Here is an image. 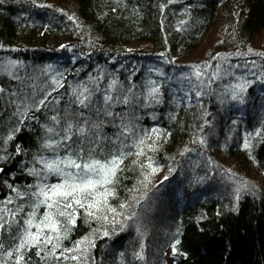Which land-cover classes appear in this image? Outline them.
Here are the masks:
<instances>
[{
	"label": "trees",
	"instance_id": "1",
	"mask_svg": "<svg viewBox=\"0 0 264 264\" xmlns=\"http://www.w3.org/2000/svg\"><path fill=\"white\" fill-rule=\"evenodd\" d=\"M210 30L209 48L194 57ZM263 33L264 0H0V63L16 66L10 74L0 64V264L18 255L21 264H163L160 253L148 254L159 224L173 264H264ZM132 43L146 47L130 50ZM212 145L224 146L216 153ZM203 151L211 162L225 156L255 171L258 190L208 196L214 175L193 160ZM66 156L119 159L111 182L75 207L74 223L59 215L62 203L48 208L35 195L38 185L67 178L41 161ZM159 172L171 185L162 192L170 212L152 215L146 257H137L140 237L127 218L140 213L121 204L144 174ZM186 193L190 201L177 198ZM103 197L102 206L93 203ZM122 210L125 223L113 220ZM45 213L59 221L58 232L45 229L58 255L42 242L17 252L25 221L38 224ZM91 233L85 262L60 255Z\"/></svg>",
	"mask_w": 264,
	"mask_h": 264
},
{
	"label": "rangeland",
	"instance_id": "2",
	"mask_svg": "<svg viewBox=\"0 0 264 264\" xmlns=\"http://www.w3.org/2000/svg\"><path fill=\"white\" fill-rule=\"evenodd\" d=\"M215 35L213 30H210L208 32V35L206 36V40L203 43V45L201 46V50L197 51L194 55V57H201L203 54V51H205L208 47V41L212 39V37ZM262 41L264 42V33L262 34ZM129 49H136V50H142L145 49L146 44L145 43H132L129 46ZM215 53H213L214 55ZM259 54V53H258ZM258 58H252V60H245L244 63H246V61L248 63H253L252 61L257 60ZM6 63L2 64L5 65V69L6 71L10 72V74H12V72L14 71V69H16V66L13 62L11 61H5ZM212 134H209L207 136L212 137ZM222 143V142H221ZM192 145V144H191ZM188 146V148L191 147ZM221 146L224 145H212L214 152L216 153H220L221 150ZM205 148H202V150H204ZM201 157V158H200ZM75 159V158H74ZM221 159L223 160L222 162L219 161H213L211 162V157H209V155L203 151V155L202 156H197L195 154V157L193 155V160H198L201 164L204 162V167L207 168L208 174L209 175H214V177L210 178L209 180L206 181L207 185H210V183L215 179V181L213 182V185L217 188L220 187L223 184H228L229 186V190L232 194H234V199H236L239 195H242L243 193L246 192H256L258 189V182H260V177L259 175L255 172V171H250L251 169L247 170L246 169H241L242 167L240 165L235 164V161L230 160L228 158H225V156H221ZM78 160V159H77ZM166 174L164 172H159V173H150L149 175H143L139 180H142L143 182L139 181L136 184V188L134 190L133 196H130V202H126V203H122L121 206L130 209L131 207H134L136 204V209L138 211V213H140V215L138 214L137 217L134 216H130L128 214V212H125V210L122 211H117V212H111V214L113 215L112 219H121L123 220V222L125 223V219L127 218V221H132V224L134 225V229L133 233L136 236H139V241H140V245H139V249L138 251L135 253L137 257H142L145 258L146 255L143 253V250L146 251L145 248V244L144 242L148 240V238L150 237V230H152V215L157 214V213H163V214H167L168 212H170V207H169V199L168 198H164L162 196V192L164 191L165 187H168L169 185L166 182H162L166 177H164ZM43 187L41 185L37 186V190L39 191V189ZM171 187V185L169 186ZM140 189V190H138ZM145 189V190H144ZM141 191V194H136V191ZM154 191L152 194L155 195L152 199L149 198L150 201H148L146 199V202L142 201L140 202L139 199L141 197H143V195H146L147 193H150L151 191ZM218 195L217 192H213L211 191L210 195L211 197H215L216 195ZM207 195L209 196V194L207 193ZM180 197L184 198L187 201H190V199H192L193 195H190L188 193L185 194V197L182 194H179L177 198L180 199ZM105 197L101 198L100 200L97 199L95 200L93 203L94 204H98V206H102L101 205V200H104ZM233 199V198H232ZM233 199V200H234ZM236 201V200H235ZM163 204V206H162ZM99 210H102L103 208L98 207ZM70 210V209H69ZM111 210V206H109L107 208V211ZM71 211V210H70ZM72 212V211H71ZM146 213V214H145ZM73 214L75 215L76 212H73ZM106 215L103 216L104 220H105ZM107 220L109 218H106ZM106 221V220H105ZM147 225H146V224ZM156 227V226H155ZM27 228L28 225H27ZM162 231L161 233H156L155 236V240L153 238L152 241L155 242V244L153 245V249L151 250L149 254V258L152 259L154 258L156 255H159V253L162 256V260H163V264H173L172 263V259L170 258V251H171V247H170V239H169V232L166 225L165 224H159V227ZM27 231H32V229H27ZM25 231L22 232L21 234V238L24 236ZM93 234L91 233V235H82L80 237H78L75 242L74 245L72 247H68L63 249L60 252V255L63 254L64 258L67 259H71L73 261H76L77 263L80 262H85L86 258H87V254L89 252V250L92 248L93 246ZM51 245V250L53 253L56 252V250L59 248V244H57V242L52 241ZM53 245H58L57 247L53 248ZM118 248L117 246H113ZM112 248V247H111ZM142 248V249H141ZM135 249V250H136ZM56 255L57 252H56ZM68 255V256H67ZM72 257H76V259H72ZM162 262V261H161ZM159 262V264L161 263Z\"/></svg>",
	"mask_w": 264,
	"mask_h": 264
},
{
	"label": "snow or ice",
	"instance_id": "3",
	"mask_svg": "<svg viewBox=\"0 0 264 264\" xmlns=\"http://www.w3.org/2000/svg\"><path fill=\"white\" fill-rule=\"evenodd\" d=\"M81 103H83V101H81ZM80 132L83 133L84 129L81 128ZM140 143L142 144L143 140H141ZM41 162L49 171L64 175L67 178L61 184H54L51 186L45 185L41 187L39 191L35 193V195L44 197V199L41 200L40 203H46L48 208H53L54 206L61 205L62 203V208L59 211V215H67L69 218V222L74 223L75 216L73 215V212L75 210V207L78 206L84 208L85 200L89 195H91V190L95 189L97 185H104L111 182L109 176L115 175V170L118 166L119 159L114 157L107 163H102L99 160L78 162L77 159H74L71 156H67L63 159L57 157L51 161ZM61 165H63L65 168H75L78 171L76 173H66L64 172L63 168H61ZM108 194L110 193L107 189H105V192L102 195L106 196ZM57 197L62 198V200L57 199ZM93 199L95 198L93 197ZM92 207V203L87 204V208L91 209ZM68 209H72L73 211L67 212L66 210ZM88 214L92 215L93 213L89 211ZM53 215L54 214L52 213H45L40 222L35 225L33 224L32 218L25 221L29 228L34 227L36 231L32 232L26 230L24 236L21 238L20 243L16 248V251L19 252L26 246H35L41 242L45 245L52 244L54 237L52 235H45V229L49 230L52 233L58 232L59 221H56L53 218ZM32 216L34 217V213L32 214ZM56 238L58 239L59 237L57 236ZM57 246L58 245H53V248ZM173 250L175 252V247ZM12 254V252L8 253L9 256H11ZM23 259V255H18L16 257L15 264H21V261ZM72 259H76V257H72Z\"/></svg>",
	"mask_w": 264,
	"mask_h": 264
},
{
	"label": "bare ground",
	"instance_id": "4",
	"mask_svg": "<svg viewBox=\"0 0 264 264\" xmlns=\"http://www.w3.org/2000/svg\"><path fill=\"white\" fill-rule=\"evenodd\" d=\"M71 135L72 134H70V133H68L67 135H66V137L67 138H69V137H71ZM64 143H65V145H66V142H65V140L63 141ZM84 153H82V151L80 150V149H78L77 151H76V154L75 155H77V156H82ZM67 157V156H66ZM215 181V179L210 183V186L209 187H207L206 189H205V191L207 192V193H209V196H210V192L211 191H215V192H217L218 193V196H220V197H222L221 195H229L231 192H230V190H229V186H228V184H223V185H221L220 187H215L214 185H213V182ZM216 195V194H215ZM107 242H110L109 240L107 241ZM110 243H107L106 244V247L109 245ZM107 250L109 249V246L106 248ZM70 264H73V263H70Z\"/></svg>",
	"mask_w": 264,
	"mask_h": 264
},
{
	"label": "water",
	"instance_id": "5",
	"mask_svg": "<svg viewBox=\"0 0 264 264\" xmlns=\"http://www.w3.org/2000/svg\"><path fill=\"white\" fill-rule=\"evenodd\" d=\"M0 170H1V168H0Z\"/></svg>",
	"mask_w": 264,
	"mask_h": 264
}]
</instances>
